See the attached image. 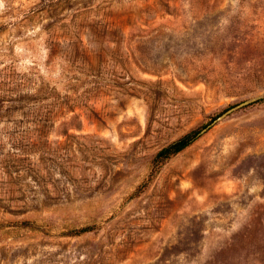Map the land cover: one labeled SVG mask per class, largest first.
Returning a JSON list of instances; mask_svg holds the SVG:
<instances>
[{
  "label": "rangeland",
  "instance_id": "1",
  "mask_svg": "<svg viewBox=\"0 0 264 264\" xmlns=\"http://www.w3.org/2000/svg\"><path fill=\"white\" fill-rule=\"evenodd\" d=\"M0 264H264V0H0Z\"/></svg>",
  "mask_w": 264,
  "mask_h": 264
},
{
  "label": "trees",
  "instance_id": "2",
  "mask_svg": "<svg viewBox=\"0 0 264 264\" xmlns=\"http://www.w3.org/2000/svg\"><path fill=\"white\" fill-rule=\"evenodd\" d=\"M257 101H263L262 99H258ZM216 116L214 118L211 119L210 122L203 124L202 126L192 130L191 132H189L188 134H186L185 136H183L182 138L178 139L177 141L173 142L172 144L164 147L163 149H161L159 151V153L156 156V162H157V167H160L162 165V163H164V161H166L168 158H170L171 156L179 153L180 151H182L183 149H185L187 146H189L195 139H197L199 133L206 128L212 121L213 119H215ZM152 177L150 176L148 179H146L138 188L137 190L134 192V194H138L139 192H141L143 190L144 187H146L148 185V182L150 181ZM25 226H33L32 223L30 221H24L22 223ZM94 228V226H84L78 229H74L71 231H68L67 234L70 235H80L82 233L88 232L90 230H92Z\"/></svg>",
  "mask_w": 264,
  "mask_h": 264
},
{
  "label": "water",
  "instance_id": "3",
  "mask_svg": "<svg viewBox=\"0 0 264 264\" xmlns=\"http://www.w3.org/2000/svg\"><path fill=\"white\" fill-rule=\"evenodd\" d=\"M259 99V97H252L246 101H243L241 103H239L238 105L234 106V107H231L230 109H228L227 111H225L223 114H221L219 117H217L213 123H215L216 121H218L219 119H222L224 118L225 116L229 115L230 113H232L234 110L238 109V108H242L244 106H246L247 104H250L251 102H254V101H257ZM212 123V124H213ZM208 125L206 128H204L201 132H204V131H207L208 128L212 125Z\"/></svg>",
  "mask_w": 264,
  "mask_h": 264
}]
</instances>
